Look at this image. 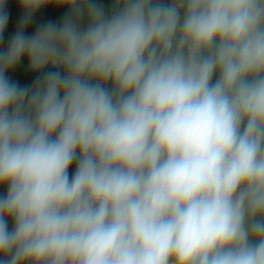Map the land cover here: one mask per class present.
I'll return each instance as SVG.
<instances>
[{"label":"clouds","instance_id":"1","mask_svg":"<svg viewBox=\"0 0 264 264\" xmlns=\"http://www.w3.org/2000/svg\"><path fill=\"white\" fill-rule=\"evenodd\" d=\"M0 264H264V0H0Z\"/></svg>","mask_w":264,"mask_h":264},{"label":"crops","instance_id":"2","mask_svg":"<svg viewBox=\"0 0 264 264\" xmlns=\"http://www.w3.org/2000/svg\"><path fill=\"white\" fill-rule=\"evenodd\" d=\"M103 2L108 3L109 0H103ZM11 7H12V16H13V19H14L15 16L18 15L19 13H18V11H17V9L15 8L14 5H12ZM61 14H62V13H53V12H50V11H48V10H44L43 12H41V13L38 14L37 20L42 19V18L45 17V16H50V17H52V18H57V17H58L59 15H61ZM11 30H12V28H11V25H10L9 30H8V32L6 33V39H7V36L10 35ZM25 65H26V62H22V68H24Z\"/></svg>","mask_w":264,"mask_h":264}]
</instances>
